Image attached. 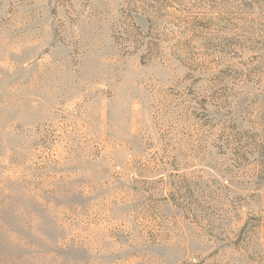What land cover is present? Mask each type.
Masks as SVG:
<instances>
[{
	"label": "rangeland",
	"instance_id": "374dc122",
	"mask_svg": "<svg viewBox=\"0 0 264 264\" xmlns=\"http://www.w3.org/2000/svg\"><path fill=\"white\" fill-rule=\"evenodd\" d=\"M0 264H264V0H0Z\"/></svg>",
	"mask_w": 264,
	"mask_h": 264
}]
</instances>
